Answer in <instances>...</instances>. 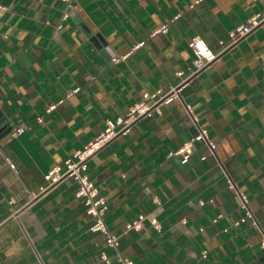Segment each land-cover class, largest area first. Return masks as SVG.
I'll list each match as a JSON object with an SVG mask.
<instances>
[{
	"label": "crops",
	"instance_id": "1",
	"mask_svg": "<svg viewBox=\"0 0 264 264\" xmlns=\"http://www.w3.org/2000/svg\"><path fill=\"white\" fill-rule=\"evenodd\" d=\"M196 1L0 0V264H106L101 253L111 264H264V25L220 46L264 0ZM194 36L217 59L88 160L119 242L109 248L74 182L41 192L44 175L144 93L175 85L193 67ZM198 127L215 149L196 142L182 163L174 153ZM238 193L256 225L237 223ZM140 214L159 227L127 231Z\"/></svg>",
	"mask_w": 264,
	"mask_h": 264
},
{
	"label": "built area",
	"instance_id": "2",
	"mask_svg": "<svg viewBox=\"0 0 264 264\" xmlns=\"http://www.w3.org/2000/svg\"><path fill=\"white\" fill-rule=\"evenodd\" d=\"M62 1L67 2L68 7H70L71 0ZM200 1L201 0H197L195 3H199ZM67 16V13H64L63 18H66ZM262 25H264V11L254 14L248 19L245 25L230 31L228 34V42L220 43V46L222 47L221 52L231 45L236 44L239 40ZM159 31L165 32L166 27L162 26ZM142 45L143 43H140L138 44V47ZM188 48L191 50L194 57L193 67L187 72L177 73L178 82L175 85L168 89H158L151 93H144L140 100L128 109L124 118H117L115 121L107 120L105 122V129L97 137L86 143L72 156L68 157L63 162L62 166H55L44 175V180L47 182V186L41 188V192L68 179L74 182L76 185L75 197L82 202L86 214L92 219L90 230L94 233L103 234L105 244L109 248L117 249L119 242L116 236L110 234L108 227L105 224L104 218L108 210L107 201L100 194L99 190L88 176V160L110 140L119 135L126 134L129 127L137 120L149 116L152 113H160L161 107L180 99V94L190 79L212 64L220 53V51L215 52L211 50L200 36L192 37L188 42ZM114 62H117V60H114ZM53 108L54 106H51L47 111ZM186 110L191 116L189 107L186 106ZM39 121H41V119H39ZM22 131V129H16L14 133L20 134ZM196 142L207 145L210 150L215 149L214 143L210 142L208 139L207 131L198 127L196 135L184 142L174 153L181 156L182 163L188 161L192 152L193 144ZM6 163L11 169L15 168L14 164L9 160H6ZM229 186L233 189L231 183H229ZM238 196L241 201V207L245 212L244 216L240 218L237 223H244L249 219L252 221V224L256 225L252 212L247 206L246 196L242 193H238ZM154 202L157 203L156 200ZM145 222H148L149 225L154 228L159 227V223L155 217L140 214L135 220L127 223L125 229L127 231H140ZM261 247L264 248V238L261 240ZM100 258L105 261L106 264H111L105 253H101ZM117 264H133V262L128 258L121 257L118 259Z\"/></svg>",
	"mask_w": 264,
	"mask_h": 264
},
{
	"label": "water",
	"instance_id": "3",
	"mask_svg": "<svg viewBox=\"0 0 264 264\" xmlns=\"http://www.w3.org/2000/svg\"><path fill=\"white\" fill-rule=\"evenodd\" d=\"M2 120L0 119V125L2 124V122H1Z\"/></svg>",
	"mask_w": 264,
	"mask_h": 264
}]
</instances>
